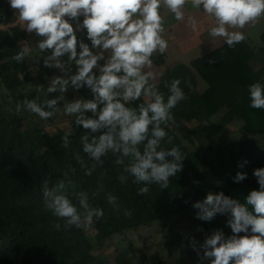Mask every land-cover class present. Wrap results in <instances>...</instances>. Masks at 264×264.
<instances>
[{
	"label": "clouds",
	"instance_id": "obj_1",
	"mask_svg": "<svg viewBox=\"0 0 264 264\" xmlns=\"http://www.w3.org/2000/svg\"><path fill=\"white\" fill-rule=\"evenodd\" d=\"M18 13L19 21L28 33L41 39L37 48L41 53L51 50L43 57L46 68L59 69L63 75L53 76L44 90L33 99L17 102L16 111H27L41 120L55 115L63 103L62 112L74 117L77 126L90 130L80 137L82 151L93 161L89 168L84 158L75 154V159L85 175H91L103 165V157L112 153L115 164L133 177V183L143 184L138 194L149 192V185L157 184L160 189L169 187L170 178L182 170L185 155L178 146L162 147L163 142L172 143L165 130L175 123L172 110L186 99L181 81L175 79L168 87L169 95L161 92L154 82L156 75L151 71L152 57L163 55L168 50L164 38L166 20L162 10L170 12L176 21L185 20V9L202 10L212 26L208 35L223 38L228 47L234 48L246 40V26H255L264 18V0H8ZM80 17H83L82 22ZM75 22V27L73 23ZM188 26L198 31V21L189 16ZM85 43L78 40L77 32L85 31ZM79 48V51H78ZM105 53H108L105 58ZM28 54L22 50L12 59L21 62ZM67 60H64V57ZM39 59V58H37ZM104 61L101 65L99 61ZM76 71L72 74V65ZM146 69H148L146 71ZM75 90L86 87L91 98L66 99L68 88ZM250 107L264 109V84L257 81L248 86ZM49 93H59L49 99ZM145 98L137 107L127 106ZM91 113V116L86 113ZM71 133L62 137V147L67 148ZM172 157L171 160L167 159ZM241 167L243 165H240ZM72 172L75 169H71ZM259 190H252L245 201L226 196L223 192L207 195L203 201L192 205L198 209L196 217L203 221L212 220L217 214L229 213L227 225L232 235L225 237L222 230L214 231L200 245L203 259L211 264H264V168L254 170ZM128 176L120 175L123 183ZM246 179V173L237 172L234 182ZM76 184L68 178L59 180L54 186L43 185V203L54 216L65 221L64 227L87 228L93 219L104 216L101 207L90 203L86 192L75 194L76 204L68 196ZM102 186L93 193L98 195ZM107 201L119 208L117 197L107 195ZM78 205V206H77ZM252 206L253 211H249ZM130 217L131 211L125 209ZM56 230L60 223L54 224ZM251 235H248V233ZM240 233L245 235L241 236ZM196 247L195 242L192 244ZM199 254V253H198Z\"/></svg>",
	"mask_w": 264,
	"mask_h": 264
},
{
	"label": "trees",
	"instance_id": "obj_2",
	"mask_svg": "<svg viewBox=\"0 0 264 264\" xmlns=\"http://www.w3.org/2000/svg\"><path fill=\"white\" fill-rule=\"evenodd\" d=\"M13 17L14 9L9 2L0 0V86L8 91L23 87L32 79L23 60L12 59L25 50L22 41L28 37L27 31L17 28V34H14L3 27V22ZM77 37L86 40L84 31L77 32ZM262 41L264 43V34ZM258 61L261 62L259 67ZM191 66L208 83L207 88L199 86L195 72L185 64L164 70L155 82L167 100L166 82L170 85L175 79L181 81L186 99L172 110L175 123L170 122L165 129L173 138L172 143L165 141L162 147L178 146L185 157L182 170L170 178L168 188L160 189L159 185L152 184L144 195L138 194V189L144 185L133 183L134 178L115 164L116 157L112 153L102 158L103 165L91 175H85L75 154L79 153L89 168L92 166L93 161L83 153L80 143L81 135L90 130L77 126L73 120L75 128L69 132L71 143L64 148L62 137L66 131L51 133L43 126L26 130L23 117L8 114L0 102V264H114L108 257L95 252V244L84 228L72 226L66 229L65 221L44 207V182L52 187L65 179V173L76 184L75 190L70 189L67 193L74 204L77 203L75 194L86 192L93 206L103 208L104 216L93 219L99 241L190 210L210 192H223L231 197L233 190L240 186L259 190L253 173L257 168H264V149L252 137L264 133V109L250 107L248 86L257 81L264 84V59L258 58L254 47L245 40L234 48L224 43L194 59ZM50 71L44 66L43 59L38 61L39 77ZM82 90L87 98H91L89 89L84 87ZM38 94L41 95L38 89L22 92L17 101L30 100ZM144 100L142 97L127 106L137 107ZM214 115H219L220 128L239 125L243 137L236 144L212 141L203 153L187 146L180 132L186 130L203 137ZM204 165L210 168L214 177H219L211 190L201 170ZM237 172L246 173V179L234 182ZM122 174L128 176L123 183L118 179ZM101 186L103 190L93 196ZM109 193L117 197L118 209L108 203ZM125 209L131 211L130 217L124 215ZM56 223L61 225L59 231L54 227ZM116 261V264H135L128 248H123Z\"/></svg>",
	"mask_w": 264,
	"mask_h": 264
},
{
	"label": "rangeland",
	"instance_id": "obj_3",
	"mask_svg": "<svg viewBox=\"0 0 264 264\" xmlns=\"http://www.w3.org/2000/svg\"><path fill=\"white\" fill-rule=\"evenodd\" d=\"M3 27L9 28L13 33L17 34L18 29L13 22L4 21ZM28 34L30 36V33ZM32 35L33 38L30 37L24 41L28 54L23 58V63L27 65V70L32 79L23 87H19L14 91H8L4 86H0V102H2L3 108L8 111V114L16 113L23 117V128L26 130L32 131L37 126H43L51 133L57 130L70 132L75 128L73 123L74 117L63 114L62 102L59 106L61 110L57 111L53 117L47 120H41L35 114L28 113L27 111H16L17 97L20 93H29L37 89L40 91V86H43L44 90H46L53 76L63 75L59 69L50 68L51 71L48 74L43 77L38 76V61L50 55L51 50L41 53L37 48V43L40 39L38 36L35 37V33H32ZM63 59L67 60V57L65 56ZM102 62L99 61L101 65ZM75 71L76 66L73 64L72 74ZM154 73L155 75L157 74V72ZM20 75L22 76L23 73ZM41 95H43L42 92ZM57 95L59 93H49L47 98L52 99ZM65 96L69 101L76 98H87L82 88L75 90L72 87L68 88ZM86 115L91 116L92 114L89 112ZM218 118L219 115H214L203 137L192 135L186 130L180 132L184 143L191 149L198 150L201 153L207 149L208 144L212 141L220 144H236L238 139L243 137L242 129L239 128L240 126L233 125L234 129L232 131L227 128H220L217 123ZM252 138L256 144L264 149V133L255 135ZM201 167L205 181H207L209 190H211L218 183L219 177H214L208 166L204 165ZM252 190L253 188L248 186H240L233 190L231 198L243 203ZM197 212L198 209L192 208L178 215L166 216L129 229L124 234L115 235L104 241L97 239V230L94 228L93 223L91 226L84 228V230L93 240L95 252L108 257L114 264L117 263V255L123 248L129 249L135 264H211L209 259L201 260L203 249L200 248V245L204 243L207 236H210L217 230H222L226 238L232 235L231 228L227 225L230 214H217L212 220L203 221L196 217ZM239 235L243 236L245 234L240 233ZM248 235H251V233L249 232ZM193 242H195V248L192 246Z\"/></svg>",
	"mask_w": 264,
	"mask_h": 264
},
{
	"label": "crops",
	"instance_id": "obj_4",
	"mask_svg": "<svg viewBox=\"0 0 264 264\" xmlns=\"http://www.w3.org/2000/svg\"><path fill=\"white\" fill-rule=\"evenodd\" d=\"M162 11L166 20V31L164 33V38L168 41L169 47L165 54L160 55L157 53L152 57L153 66L151 71L157 72L154 82L158 81L164 70L172 66L174 67V65L176 66L178 64H185L195 72L199 82V86L201 88H207L208 83L203 78L200 81L201 77L191 66V62L194 59L211 52L212 50L218 48L226 42L223 40V38H212L208 35V28L211 27L212 24L206 18L202 10H194L191 9L190 6L186 7L184 21H176L170 12H168L167 10ZM189 16L195 17L197 19L199 25L197 32H193L192 29L188 26L187 19ZM82 20L83 17H80L81 22ZM6 21L13 22L16 28H18L19 30H25L24 25L19 21L18 13H16L15 10L14 17ZM73 24L75 27L74 21ZM237 30L243 31L246 34V41H248L250 45L254 47L258 58L264 59V43L262 41V35L264 34V18H262L255 26L249 25L242 30ZM84 32L86 34V30ZM30 37L33 38L32 33H30V36L28 34L27 38ZM38 38L41 39L40 37ZM24 41H22L23 45ZM83 41L89 44V46L91 47V42L87 39V36L86 40ZM107 56L108 53H105V58H107ZM154 58H157L161 61L156 62ZM259 65H261V62L258 61L257 67H259ZM147 70L148 69H146V71ZM227 128L231 130L234 129L233 125H228Z\"/></svg>",
	"mask_w": 264,
	"mask_h": 264
},
{
	"label": "water",
	"instance_id": "obj_5",
	"mask_svg": "<svg viewBox=\"0 0 264 264\" xmlns=\"http://www.w3.org/2000/svg\"><path fill=\"white\" fill-rule=\"evenodd\" d=\"M253 190H257V189H253ZM249 211H253V214H255L254 213V209L252 208V206H249Z\"/></svg>",
	"mask_w": 264,
	"mask_h": 264
}]
</instances>
